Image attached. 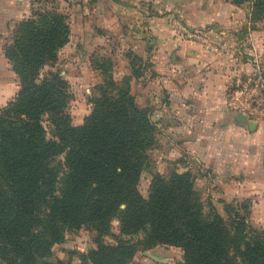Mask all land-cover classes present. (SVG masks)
<instances>
[{
	"label": "trees",
	"instance_id": "trees-1",
	"mask_svg": "<svg viewBox=\"0 0 264 264\" xmlns=\"http://www.w3.org/2000/svg\"><path fill=\"white\" fill-rule=\"evenodd\" d=\"M229 1L248 3L251 23L264 19V0ZM69 36L67 14L41 6L14 25L3 45L18 89L0 108V264H127L138 250L160 244L179 247L180 264H264V228L249 224L246 205L223 201L225 219L205 206L190 170L174 169L168 178L155 173L146 198L140 194L147 150L158 145L156 127L134 101L130 76L115 81L108 60L92 62L102 83L84 121L71 124L68 82L52 71L39 77ZM129 60L140 76L143 66L133 67L140 57ZM112 218L120 235L142 237L105 241ZM81 227L96 237L78 263L45 260L66 231Z\"/></svg>",
	"mask_w": 264,
	"mask_h": 264
},
{
	"label": "crops",
	"instance_id": "crops-1",
	"mask_svg": "<svg viewBox=\"0 0 264 264\" xmlns=\"http://www.w3.org/2000/svg\"><path fill=\"white\" fill-rule=\"evenodd\" d=\"M29 1L0 0V62L14 77L3 45L14 25L31 13ZM108 4L115 13L123 6L122 12L130 20L142 23L136 33L146 43L148 66L144 76L133 77L131 82L144 78L148 69L156 73L151 82L156 87L157 124L166 134V147L189 153L194 158L188 162L189 168H197L198 161L206 167L207 177H223L225 183L226 177H236V197L250 196L245 188L255 198L253 205L264 206V113L229 106L233 92L247 75L242 74L255 69L245 56L252 54L246 38L258 45L255 38L260 22L256 28L250 26L249 4L235 5L229 0H109ZM100 5V0L92 4L98 14ZM193 30L199 31L200 38L186 35ZM17 89V77L10 87L1 83L4 104ZM3 93H7L4 99ZM238 111L253 126L238 120Z\"/></svg>",
	"mask_w": 264,
	"mask_h": 264
},
{
	"label": "rangeland",
	"instance_id": "rangeland-1",
	"mask_svg": "<svg viewBox=\"0 0 264 264\" xmlns=\"http://www.w3.org/2000/svg\"><path fill=\"white\" fill-rule=\"evenodd\" d=\"M29 2L30 12L32 8L56 6L68 16V23L71 27L68 43L58 51L57 58L54 61L42 68L39 77L43 78L52 71L58 73L68 82L70 97L67 104V112L70 116L71 124L79 125L84 121L86 115L91 111V99L97 91L96 86L102 83L103 75L101 70L94 67L93 61L108 60L110 64L108 66L111 68L110 73L115 81H121L123 77L130 76V92L133 94L137 105L148 109L150 120L156 127L155 141L158 143V145L147 150L150 161L142 169L139 177L138 189L144 198L147 196L153 174L159 173L164 178H168L174 169L180 172L190 170L195 177V189L206 207L212 204L216 211L226 219L223 201L232 202L233 204L241 203L246 205L249 210V224L255 228H264V206L253 205L255 198L252 196L251 191L245 188L244 193L248 192L250 196L236 197V184H234L236 177H226L227 183L223 182V177H207L204 174L206 167L200 165L198 161L195 162L198 165L196 166L197 168L192 166V169L189 168L188 165L190 163L188 162H191L192 159L194 160V158L189 157V153L180 154L174 152V150L172 151L170 147H166V134L161 131L157 124L155 111V107H157L156 87L151 82L155 79V72L151 73L148 69L144 78L138 82H131L134 76L132 75V64L129 60L130 56L142 57L140 60L134 61L135 66L133 64V67L137 65L143 66V68H140L142 76H144V69L148 66L147 54L144 52L146 43L136 33L142 23L138 25V21L135 18L130 20V17L127 16L128 14L122 12L123 6L118 7V13H115L116 11H113L111 6H108L109 0H100V14L97 12V7L92 6L95 0H48L46 3L43 0H31ZM255 23L252 22L254 26H256ZM259 25V32H256L258 37L255 38L258 45L254 46L255 44L251 43L250 37L246 38V41L250 43L247 46L251 49L252 54H245V56L251 59L255 69L242 75L247 74L245 79L249 75L256 76L254 71L259 68L264 81V19L260 21ZM133 33H136V35ZM147 40L149 42L152 40L150 35ZM141 41L143 44H140ZM0 63V89L3 82L9 87L14 85L16 77L9 73L6 66H4L5 64ZM243 78L241 77V79ZM250 88L254 91L253 98L255 102H253V106L258 110L257 114L264 113V86H260V83L258 82L257 84L255 80V83ZM1 95H3L4 99L7 93ZM159 99H162L161 95ZM3 104V100L0 97V108ZM43 123L48 132L47 122L43 121ZM47 136H49V133H47ZM161 145L162 147L159 149ZM59 159L62 160V156H59ZM186 165L188 168L185 167ZM117 235H120L119 222L117 219L112 218L110 221V233L103 235V239L107 242H114ZM142 235L143 233L139 232L136 235L124 234L120 236L124 239H138ZM95 237L96 232L85 227L66 231L64 240L52 246V254L47 256L45 260H67L70 258L72 262L78 263V253L87 252L94 247ZM43 261V259H38L35 264H42ZM181 262L182 251L179 247L160 244L150 249L138 250L127 264H180Z\"/></svg>",
	"mask_w": 264,
	"mask_h": 264
},
{
	"label": "built area",
	"instance_id": "built-area-1",
	"mask_svg": "<svg viewBox=\"0 0 264 264\" xmlns=\"http://www.w3.org/2000/svg\"><path fill=\"white\" fill-rule=\"evenodd\" d=\"M187 36L193 37V38H200L199 31H188L185 32ZM256 73V76L249 75L246 77L245 80L242 81L241 84H239L238 88L233 92V95L230 98L229 106L233 109H241L246 110L247 112L256 113L258 110H256V107L253 106L254 100V91L250 88L251 85L255 83H260V86H264V81L261 77V72L259 71V68H256L254 71ZM259 80V81H258ZM251 101V102H250Z\"/></svg>",
	"mask_w": 264,
	"mask_h": 264
},
{
	"label": "water",
	"instance_id": "water-1",
	"mask_svg": "<svg viewBox=\"0 0 264 264\" xmlns=\"http://www.w3.org/2000/svg\"><path fill=\"white\" fill-rule=\"evenodd\" d=\"M235 116H236V118H237L238 120H241V121H247V122H248V125H249L250 127L253 126V121L250 120V119H248V117H247L246 114H244V113L238 111V112H236Z\"/></svg>",
	"mask_w": 264,
	"mask_h": 264
}]
</instances>
